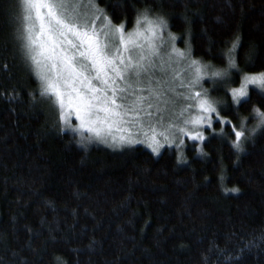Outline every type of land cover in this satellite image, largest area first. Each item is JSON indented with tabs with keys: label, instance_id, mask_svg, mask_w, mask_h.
Returning a JSON list of instances; mask_svg holds the SVG:
<instances>
[{
	"label": "trees",
	"instance_id": "16d2710c",
	"mask_svg": "<svg viewBox=\"0 0 264 264\" xmlns=\"http://www.w3.org/2000/svg\"><path fill=\"white\" fill-rule=\"evenodd\" d=\"M109 4L125 5L129 28L132 5L145 6L139 0H103L101 7ZM153 6L174 34L190 31L197 59L226 66L216 53L237 30L264 51V0H155ZM114 10L120 12L107 7L109 15ZM5 35L0 32V42ZM176 46L186 47L181 41ZM209 47L212 56L206 53ZM0 57V65L11 68L6 73L0 67V93L18 88L15 100L0 95L4 264H52L53 255L66 264H204V256L209 264H227L225 253L239 255L241 244L264 232V138L247 145L239 161L226 141L213 140L204 147L208 155L201 157L187 140L188 163L180 166L171 150L158 158L143 145L113 151L92 143L85 149L73 134L58 132L51 103L38 95L33 102L29 93L36 92L38 83L15 48L0 47ZM9 75L15 78L8 80ZM241 114L248 113L241 109ZM233 187L241 193L223 191ZM28 228L42 235L36 239ZM213 241L224 252L210 251ZM29 242L35 252L28 250ZM243 259L244 264H264V250L253 248Z\"/></svg>",
	"mask_w": 264,
	"mask_h": 264
},
{
	"label": "snow or ice",
	"instance_id": "6c2138e0",
	"mask_svg": "<svg viewBox=\"0 0 264 264\" xmlns=\"http://www.w3.org/2000/svg\"><path fill=\"white\" fill-rule=\"evenodd\" d=\"M139 2L145 6L132 5L135 16L129 28L124 4H109L107 7L120 8L118 14L114 10L109 15L107 7H101L103 0H0V15L5 19L0 32L6 33L0 47L5 51L15 48L38 83L36 92L29 93L33 102L38 95L51 103L58 132L73 134L85 149L92 143L113 151L143 145L158 158L171 150L180 166L188 163L185 140L204 157L208 155L204 147L220 139L230 145L239 161L241 154H247V145L264 138V51L254 42L244 41L237 30L216 53L226 66L197 59L190 31L174 34L165 15L153 6L155 0L152 4ZM177 41L185 49L178 48ZM206 53L212 56V47ZM0 67L11 72L7 64ZM219 91L224 99L212 96ZM0 95L15 100L18 88ZM254 97L257 103H253ZM241 109L248 114L242 115ZM219 179L223 186L225 177ZM223 191L241 193L238 187ZM28 232L36 239L42 235L31 228ZM51 239L55 242V237ZM27 248L36 251L31 242ZM253 248L264 250V232L241 244L239 255L225 253L227 264H244V255ZM213 250L224 252L214 241ZM203 261L209 264V257L204 256ZM0 264L4 262L0 260ZM52 264L66 262L53 255Z\"/></svg>",
	"mask_w": 264,
	"mask_h": 264
},
{
	"label": "rangeland",
	"instance_id": "374dc122",
	"mask_svg": "<svg viewBox=\"0 0 264 264\" xmlns=\"http://www.w3.org/2000/svg\"><path fill=\"white\" fill-rule=\"evenodd\" d=\"M185 49V48H184ZM157 75L159 76V73H157ZM170 77H164V79H169ZM205 87H207V88H211L212 87V85L211 84H208V83H205V85H204ZM212 96L214 97V98H216V99H224L225 97H224V93H223V91H219V92H214V93H212ZM74 123H75V121H74ZM217 131H219V128L217 127ZM208 133H206V135H207ZM86 135H87V133H86ZM187 142V140H185V143ZM102 145H104V144H102Z\"/></svg>",
	"mask_w": 264,
	"mask_h": 264
}]
</instances>
